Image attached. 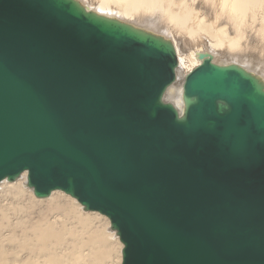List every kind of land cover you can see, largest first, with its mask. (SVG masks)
<instances>
[{"label":"water","instance_id":"obj_1","mask_svg":"<svg viewBox=\"0 0 264 264\" xmlns=\"http://www.w3.org/2000/svg\"><path fill=\"white\" fill-rule=\"evenodd\" d=\"M180 62L78 0H0V186L106 216L122 264H264V81Z\"/></svg>","mask_w":264,"mask_h":264},{"label":"bare ground","instance_id":"obj_2","mask_svg":"<svg viewBox=\"0 0 264 264\" xmlns=\"http://www.w3.org/2000/svg\"><path fill=\"white\" fill-rule=\"evenodd\" d=\"M78 1L174 44L180 67L166 102L181 106L183 81L201 65L199 53L213 55L217 64L230 59L228 64H238L264 81V0ZM37 199L27 185V173L1 184L0 264H122L123 245L110 221L101 224L98 219L104 217L84 211L61 191ZM9 214L16 217L7 219ZM116 246L117 254L108 261Z\"/></svg>","mask_w":264,"mask_h":264},{"label":"rangeland","instance_id":"obj_3","mask_svg":"<svg viewBox=\"0 0 264 264\" xmlns=\"http://www.w3.org/2000/svg\"><path fill=\"white\" fill-rule=\"evenodd\" d=\"M83 1H84V0H83ZM220 60H221V61L224 60L226 64H228L227 62L230 61V59H225V58H221ZM227 60H229V61H227ZM224 61H223V63H224ZM183 83H184V81H183ZM168 101H169V99H168ZM65 195H66V194H65ZM69 197H70V196H69ZM34 198H35V197H34ZM35 199H36V198H35ZM73 199H74V198H73ZM37 200H39V199H37ZM41 200H44V199H41ZM42 204H43V203H42ZM78 209H79V207H78ZM74 210H75V208H74ZM75 211H81V210H75ZM83 212H84V211H83ZM88 213H90V212H88ZM26 214H27V213H26ZM100 215H101V214H100ZM7 216H9V218H7V219H10V220L16 217V216H15V217L13 216V218H11V216H12L11 214H9V215H7ZM101 216L104 217V219H103V218H102V219H98V220L100 221L101 224H102V223H103V224L105 223V222H104L105 219H107V220L109 221V219H108L106 216H104V215H101ZM101 220H103V222H102ZM78 229L80 230V228H77V229H74V230H78ZM80 232H81V231H80ZM80 232H77V234L79 235ZM115 250H116V252H115ZM114 253H115V254H114ZM116 254H117V246L115 247V249H112V252H111V256H112V258L110 257L111 259L109 258L108 261H109V260H112V259H113V255H116ZM108 263L110 264V261H109ZM114 264H116V263H114Z\"/></svg>","mask_w":264,"mask_h":264},{"label":"built area","instance_id":"obj_4","mask_svg":"<svg viewBox=\"0 0 264 264\" xmlns=\"http://www.w3.org/2000/svg\"><path fill=\"white\" fill-rule=\"evenodd\" d=\"M2 184V183H1Z\"/></svg>","mask_w":264,"mask_h":264}]
</instances>
